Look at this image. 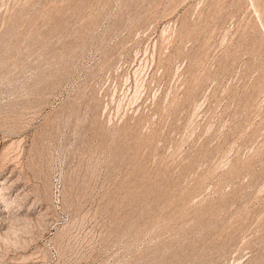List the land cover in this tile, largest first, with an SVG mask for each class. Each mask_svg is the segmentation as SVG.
<instances>
[{
  "label": "rangeland",
  "instance_id": "rangeland-1",
  "mask_svg": "<svg viewBox=\"0 0 264 264\" xmlns=\"http://www.w3.org/2000/svg\"><path fill=\"white\" fill-rule=\"evenodd\" d=\"M1 179L0 264H264V0H0Z\"/></svg>",
  "mask_w": 264,
  "mask_h": 264
},
{
  "label": "bare ground",
  "instance_id": "bare-ground-1",
  "mask_svg": "<svg viewBox=\"0 0 264 264\" xmlns=\"http://www.w3.org/2000/svg\"><path fill=\"white\" fill-rule=\"evenodd\" d=\"M8 181H10L8 183ZM12 185V180H2L1 179V182H0V196L1 198H4L6 195H8L10 193L9 189H10V186ZM1 215V214H0Z\"/></svg>",
  "mask_w": 264,
  "mask_h": 264
}]
</instances>
